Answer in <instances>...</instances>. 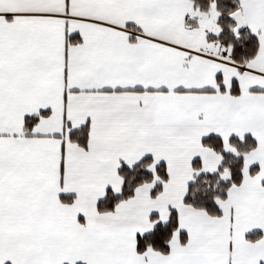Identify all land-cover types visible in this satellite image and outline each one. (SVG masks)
Listing matches in <instances>:
<instances>
[{
  "label": "snow or ice",
  "instance_id": "6c2138e0",
  "mask_svg": "<svg viewBox=\"0 0 264 264\" xmlns=\"http://www.w3.org/2000/svg\"><path fill=\"white\" fill-rule=\"evenodd\" d=\"M0 264H264V0H0Z\"/></svg>",
  "mask_w": 264,
  "mask_h": 264
}]
</instances>
